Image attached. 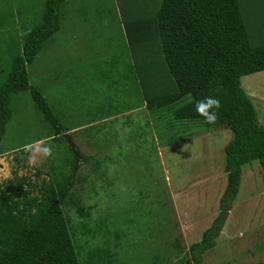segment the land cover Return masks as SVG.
<instances>
[{
  "label": "trees",
  "instance_id": "1",
  "mask_svg": "<svg viewBox=\"0 0 264 264\" xmlns=\"http://www.w3.org/2000/svg\"><path fill=\"white\" fill-rule=\"evenodd\" d=\"M67 2L0 0V32L13 42L9 48L0 46V145L12 118V97L27 92L55 132L49 140L53 148L55 143L67 142L63 135L68 129L42 92L31 84L28 74L46 43L60 31ZM118 2L124 51L108 60L107 66L102 55L101 62H89V67L94 68L91 77L96 79L101 74L112 80L108 85L118 84L123 90L129 87L145 103L146 115L154 125L170 116L176 124L168 121L169 130H187L192 124H201L209 131L226 129L232 134L222 161L228 184L219 202L218 216L188 252L179 244L180 236L173 237V244H167L175 252L171 254L177 259L173 263L163 251L149 255L145 244L139 248L147 240L142 234L138 235L139 243L132 255L122 243L127 234L119 231L115 219L96 218L92 213L103 183L100 180L99 186L95 185L93 194L90 182L77 175L92 160L75 143L80 163L72 161L71 175L55 168L60 162L52 154L48 157L49 171L35 168V181L14 173L2 185L0 264H129L127 254L132 257L130 263L135 260L132 264H202L204 256L217 246L238 197L243 169L254 161L264 169V125L242 86L245 77L264 72V0ZM99 68L105 73H98ZM208 95L215 96L221 104L213 125L206 124L195 112V102ZM102 102L93 113L98 122L119 112L112 107L111 99L106 97ZM144 135L139 124L140 149ZM67 148L66 154H71V146ZM18 153L27 159L25 149ZM67 161L68 156L62 160L63 170ZM29 166L25 163L23 168ZM74 168L77 174H72ZM150 212L148 215H152ZM71 213L82 222L77 227L73 226ZM153 234L148 237L154 238Z\"/></svg>",
  "mask_w": 264,
  "mask_h": 264
},
{
  "label": "rangeland",
  "instance_id": "2",
  "mask_svg": "<svg viewBox=\"0 0 264 264\" xmlns=\"http://www.w3.org/2000/svg\"><path fill=\"white\" fill-rule=\"evenodd\" d=\"M119 6L118 0H68L60 31L46 43L28 74L31 84L42 92L73 141L81 146V153L92 160L80 173L74 168L72 174L85 177L93 194L102 180L92 213L96 218L115 219L119 231L127 234L122 243L132 255L142 234L147 240L139 248L145 244L149 255L163 251L171 258L175 252L167 244H173V237L178 234L179 244L188 252L218 216L228 184L222 161L232 134L226 129L209 131L201 124L169 130L168 121L176 124L170 116L154 125L146 115L145 103L129 87L123 90L118 84L108 85L112 80L101 74L92 79L94 68L89 62H101L102 55L107 66L108 60L124 51ZM2 34L0 46H13L10 36ZM242 86L264 125V72L245 77ZM106 97L119 112L107 122L96 123L93 113ZM11 114L0 145V189L14 173L35 181V168L50 170L48 158L41 156L34 165L23 168L28 163L26 156L16 152L27 145L51 146V157L60 162L55 168L71 175L73 150L67 155L69 143L62 141L53 148L49 140L55 132L37 111L29 92L12 97ZM139 124L140 133L145 134L142 149ZM139 200L144 201L140 207L136 204ZM70 215L74 227L82 223L74 213ZM153 232L154 238H149ZM134 255L137 260L138 253ZM131 258L127 254L126 259L131 262ZM171 259L172 263L177 260L175 256ZM202 264H264V169L258 161L243 169L238 197L217 246L204 256Z\"/></svg>",
  "mask_w": 264,
  "mask_h": 264
},
{
  "label": "clouds",
  "instance_id": "3",
  "mask_svg": "<svg viewBox=\"0 0 264 264\" xmlns=\"http://www.w3.org/2000/svg\"><path fill=\"white\" fill-rule=\"evenodd\" d=\"M220 108H221V104H220L219 99H217L213 95L205 96L203 99L197 100L195 102L196 114L203 117L204 122L208 125H213L216 123V121L218 119V111ZM65 135L69 136L70 142L75 146V150H76V145H75V142L73 141L74 138L71 135H69L68 133L64 134V136ZM25 152L28 153L27 161H28L29 165H34L37 162L38 156L48 158L52 155L53 149L49 145L36 146V147H34L33 145H27V146H25ZM76 152L79 154V157H80V153L77 150H76ZM79 157L77 159L75 157V160L78 161L77 163H80L78 160ZM76 166H77V164H76Z\"/></svg>",
  "mask_w": 264,
  "mask_h": 264
},
{
  "label": "water",
  "instance_id": "4",
  "mask_svg": "<svg viewBox=\"0 0 264 264\" xmlns=\"http://www.w3.org/2000/svg\"><path fill=\"white\" fill-rule=\"evenodd\" d=\"M64 138L66 139V141L69 143V145L71 146V148H72V150H73V152H74V154H75V157H76V159L79 157V154L76 152V150H75V146L70 142V138H69V136H67V135H65L64 136Z\"/></svg>",
  "mask_w": 264,
  "mask_h": 264
},
{
  "label": "crops",
  "instance_id": "5",
  "mask_svg": "<svg viewBox=\"0 0 264 264\" xmlns=\"http://www.w3.org/2000/svg\"><path fill=\"white\" fill-rule=\"evenodd\" d=\"M94 122H96V123H98V121H94ZM102 122V121H101ZM104 122H106V120L104 121ZM94 126V124L92 125V126H90V127H87V128H92ZM86 129V128H85Z\"/></svg>",
  "mask_w": 264,
  "mask_h": 264
}]
</instances>
